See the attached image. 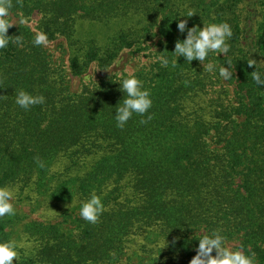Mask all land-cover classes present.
I'll return each instance as SVG.
<instances>
[{
  "label": "trees",
  "instance_id": "1",
  "mask_svg": "<svg viewBox=\"0 0 264 264\" xmlns=\"http://www.w3.org/2000/svg\"><path fill=\"white\" fill-rule=\"evenodd\" d=\"M188 11L196 14L180 17ZM35 14L47 42L65 40L73 77L108 71L158 37L169 65L135 73L151 93L152 119L134 114L120 129L113 115L127 74L73 92L31 28L8 29L24 46L0 50V186H16L22 202L76 204L63 214L69 228L28 226L32 247L19 248L18 264H190L198 239L216 229L264 264V88L248 65L264 71V0H13L11 15ZM179 20L230 24V51L209 55L215 74L183 57L172 66L186 37ZM227 63L230 80L218 74ZM21 89L45 103L20 109ZM93 194L106 209L95 224L79 214ZM5 228L0 219V242Z\"/></svg>",
  "mask_w": 264,
  "mask_h": 264
},
{
  "label": "clouds",
  "instance_id": "2",
  "mask_svg": "<svg viewBox=\"0 0 264 264\" xmlns=\"http://www.w3.org/2000/svg\"><path fill=\"white\" fill-rule=\"evenodd\" d=\"M12 8L13 0H0V50L6 49L10 44L21 48L24 46L20 35L12 37L7 34L8 29L15 24L10 19ZM194 14H196L195 11H188L186 15L180 17H192ZM177 29L182 34L186 33V37L183 40H177L174 51L170 52L174 56L171 61L172 66L175 67L178 64V58L183 57L188 64L193 60L199 61L203 65V70L215 74L217 65L209 60V55L218 57L224 54L225 56L230 51L228 41L233 35L230 24L227 22L209 23L203 24L202 28L196 26L189 28L187 20H179ZM33 43L36 46L46 44V35L39 34ZM157 60L161 66L168 67L169 59L166 56H158ZM205 61L208 62L205 63ZM248 65L255 68L251 74L256 85L264 88V71L256 69L255 60L250 59ZM233 71L232 65L227 63V67H219L218 74L224 80H230L233 78ZM119 85L124 98L122 105L115 109V115H113L116 126L123 129L134 114L141 117L147 114V119H142L140 123H147L151 120L149 110L153 102L150 91L145 88L144 81L139 79L134 71H129L127 77L123 78ZM44 103L43 95H33L23 89L15 93V104L25 111ZM17 192L16 186L8 184L0 186V219L16 215ZM105 210L101 198L93 194L82 203L79 214L86 222L95 224ZM196 253L190 264H256L255 253L246 254L243 249L233 250L220 229L212 230L198 239ZM19 259V246L15 239L0 242V264H13L14 260L18 264Z\"/></svg>",
  "mask_w": 264,
  "mask_h": 264
},
{
  "label": "rangeland",
  "instance_id": "3",
  "mask_svg": "<svg viewBox=\"0 0 264 264\" xmlns=\"http://www.w3.org/2000/svg\"><path fill=\"white\" fill-rule=\"evenodd\" d=\"M13 27L27 26L32 29L35 35H39L36 31L40 15H33L29 20H21V16L11 15L10 17ZM159 37L149 44V51L144 54L135 53L134 50L124 51L120 58L108 71H98L92 68L87 74L82 77H73L68 69V51L66 42L63 38H58L53 42L43 44L51 60L57 67L66 71L67 81L73 92H78L84 84L98 82L110 76H120L128 74L129 71H138L146 68L149 64L157 60L160 53ZM95 69V70H94ZM230 95L234 97L233 87L230 88ZM16 215L12 217L2 218L5 223V232L8 234V239H15L19 248L29 249L32 247L33 239L27 233V228L32 223H43L47 225H56L63 223L64 228H69L64 213L68 209L74 208L75 202L70 204L50 205L47 201L41 199L37 203L22 202L16 196ZM233 250H238L239 243L233 242L228 244ZM140 256V255H139ZM129 264H141L139 257H134Z\"/></svg>",
  "mask_w": 264,
  "mask_h": 264
}]
</instances>
